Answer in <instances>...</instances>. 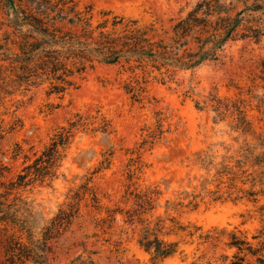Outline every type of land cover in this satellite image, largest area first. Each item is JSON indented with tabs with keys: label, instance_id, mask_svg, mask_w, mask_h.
Wrapping results in <instances>:
<instances>
[{
	"label": "rangeland",
	"instance_id": "1",
	"mask_svg": "<svg viewBox=\"0 0 264 264\" xmlns=\"http://www.w3.org/2000/svg\"><path fill=\"white\" fill-rule=\"evenodd\" d=\"M72 1L81 11L92 9L94 26L103 20L104 13H110V18L159 22L170 32L174 22L200 0ZM235 5L238 11L244 9L243 3ZM3 21L1 10L0 45L4 44ZM262 59L264 39L258 45L231 43L218 62L178 70L173 79L165 81L155 73L148 78V93L141 102L125 92L133 75L123 65L96 63L93 69L74 77L75 86L64 94H50L51 85L45 79L35 80L31 86L5 80L3 75L8 72L0 68V194L3 184L21 172L26 156L34 159L57 128L81 114L89 125L77 132L58 177L14 191L21 196V212L36 236L60 210L69 209L80 192L79 214L54 244V264H153L138 244L139 231L124 218L134 206L135 195L151 190L161 193L154 219L175 218L183 226L199 227L198 235L215 236L209 241L185 234L167 237L168 241H179L180 250L161 264H230L235 251L227 246L229 234L241 232L254 242L252 237L264 229V218L258 206L227 198L231 186L227 179L221 186L224 198L214 202L215 175L227 157L236 156L241 148L260 151V147L251 137L234 130L231 118L217 121L210 107L198 110L196 104L205 105L211 94L231 101L242 99L250 119L264 130V116L257 111L255 98L264 97V90L251 88ZM137 74L142 75L141 71ZM103 118L110 124L108 133L94 129ZM237 186L243 187L239 182ZM116 210L123 214L117 213L113 220L109 211ZM4 259L0 244V264Z\"/></svg>",
	"mask_w": 264,
	"mask_h": 264
},
{
	"label": "trees",
	"instance_id": "2",
	"mask_svg": "<svg viewBox=\"0 0 264 264\" xmlns=\"http://www.w3.org/2000/svg\"><path fill=\"white\" fill-rule=\"evenodd\" d=\"M248 2L200 0L167 32L159 22L143 24L120 16L110 18V13H104L103 20L94 26L92 9L87 7L81 11L72 0H0V11L4 15L1 26L5 27L4 44L0 45V68L8 72L4 73L3 79L18 80L20 86H31L33 81L45 79L50 82V94H64L75 86L74 77L93 69L96 63L123 65L133 75L125 85V92L134 101L141 102L148 93V78L155 73L161 81L173 79L178 70H194L206 63L218 62L231 43L261 44L264 39V0ZM240 3L244 4V9L238 11L235 4ZM137 71L142 75L139 76ZM251 82V88L264 90V59ZM255 98L258 99L257 111L264 116V97ZM204 104L197 103V109L210 107L215 120L220 122L231 118L233 129L251 137L260 147V151L241 148L236 156L227 157V162L215 175L217 190L211 192L213 201L224 198L221 186L227 179L231 182L227 198L258 206V212L264 218V204H261L264 199V130L258 129L250 119L242 99L231 101L211 94ZM99 124L95 130L109 132L108 120L103 118ZM88 125L81 114H76L67 126L56 129L44 149L34 154V159L25 157L16 179L3 184L4 191L0 194L3 264H54V244L79 214L80 192L74 198L76 201L69 204V209L60 210L51 224L36 236L21 212V196L15 195L14 191L56 179L77 132ZM238 182L243 187L238 188ZM160 195L158 190L136 194L134 206L124 213L125 223L139 231L138 244L151 256L153 264H161L178 254L180 242L168 241L167 237L185 234L199 240L215 239L211 234L198 235L199 227L183 226L175 218L154 219L153 211ZM191 205L194 209L197 207V204ZM109 212L113 213V220L117 213L123 214L122 210ZM252 239L256 243L241 232L229 234L227 246L235 251L230 264H264V229Z\"/></svg>",
	"mask_w": 264,
	"mask_h": 264
}]
</instances>
